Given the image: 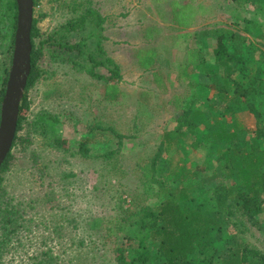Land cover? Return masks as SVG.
Returning <instances> with one entry per match:
<instances>
[{
	"label": "rangeland",
	"instance_id": "374dc122",
	"mask_svg": "<svg viewBox=\"0 0 264 264\" xmlns=\"http://www.w3.org/2000/svg\"><path fill=\"white\" fill-rule=\"evenodd\" d=\"M181 1L203 6L196 30L212 27L231 28L247 35L259 49L255 57L261 68L260 75L264 79V38H261L262 35L264 36V8L256 12L253 6L244 5L245 0H238V4L234 0ZM35 2L34 19L38 29L35 43L43 52L39 63L41 73L36 84L28 92L24 128L12 149L13 159L10 161L9 170L3 175L4 192L12 198V205L21 209L22 219L26 220L28 230H22L18 240H14L10 251L14 252V256L10 253L6 261L15 258V264H26L29 257L37 253L42 243L48 242L52 245L59 241L54 229L60 224L67 230V236L60 239L62 242L95 244H92L93 251L86 260L90 261L89 264H116L115 249L121 246L126 249L127 258L132 260L136 256L140 242H129L126 238L129 235L116 230V223L126 217L124 210L128 209L141 193L144 160L153 155L163 139V133L175 129L179 124V117L184 110L174 113L172 107H166L167 101L174 94L183 95L187 99L191 97L186 93V88L173 86L168 92L155 90L157 93L155 97L147 95L143 98L142 92L154 90L151 75L128 69L126 79L121 86L129 95L114 105V108L108 105L101 100V80L76 72L71 65L61 63L56 57V55H64L59 45L75 44L88 38L89 46L91 48L95 46L97 39L93 38H96L95 35L101 38V24L96 27L94 36L86 31L90 29L89 24L92 22L96 24L95 19L101 20V13L105 8L104 0H35ZM105 2L108 10L110 5L116 6L118 17L124 20H120L122 31L131 30L132 38L137 41H143L141 34L147 36L151 31H159L156 34L159 37L158 41L162 43L166 42L170 35L173 36L171 32L175 26H171L168 21L171 2L168 4L167 0H106ZM155 9H161L162 17L156 15ZM90 10L95 11L98 16L93 17L91 13L89 15ZM139 10L146 12L143 22L138 20ZM127 11L128 14H125ZM236 15H241L253 23L247 29L245 23L236 19ZM190 18L186 12L181 11L179 14L180 21H190ZM8 35L7 27L0 23V92L8 66L7 49L10 44ZM125 37V35L121 37L119 42L125 40ZM144 39L145 46L141 47H151L149 39L146 37ZM210 41L214 45L218 42L217 36H212ZM225 44L227 45V42ZM77 58V54H71L69 59ZM148 61L149 58L145 57L144 63L147 64ZM98 72L101 73V68ZM250 74L253 76L255 71L252 70ZM213 89L209 93L202 94L203 99L196 103L195 108L203 109L212 121L213 117H218V119L226 118L227 122L232 123L234 116L225 111V106ZM208 104L212 107H208ZM116 106L119 108L116 112L122 115L120 119L122 123L119 126L122 134L127 135L128 128L134 127L135 123L132 120L135 116H139L137 121L139 126L134 127L136 134H132L134 136L125 140L122 146H117L118 140H115L114 147H121L120 152L107 163L101 159V155L109 146L112 147L113 143L102 142L101 131L96 130V127L101 121V115L114 113ZM245 108V111L236 113L246 128L244 134L247 138H253L262 132L263 139H260L264 140V116L262 117L264 106L260 105L256 108V113L261 116L260 120L248 107ZM44 112L59 117L61 121L58 127L59 133L69 140L73 150L79 148L81 141L89 139V154L70 156L48 148L46 139L35 133L32 128L35 116ZM201 129H204V126ZM203 132L208 133L201 131V135L187 138L184 142L185 147L181 151L186 164L196 167L198 175L211 176L214 171H220L218 157L213 148H208V144L202 141ZM195 140L204 143L196 150L191 146ZM173 158L174 161L178 160V156ZM160 169L165 172L169 169V165L163 163ZM222 180L224 181V178ZM210 187L206 185L203 192L196 191L193 195L195 204L200 200L202 203L206 200L209 202L206 203V210L214 203V190L212 191ZM41 199H46L45 204L37 203ZM158 202L159 200H154L149 204L155 205ZM61 217H64V220L60 221ZM256 218L264 226V202ZM97 222L101 223L100 229L95 226ZM235 230L233 226L225 228L222 233L215 234V242L221 246L229 245L233 233H236ZM246 237L249 243L264 251L263 230L254 229L248 232ZM146 245L150 252H147V255L155 258L157 248L154 243L147 241Z\"/></svg>",
	"mask_w": 264,
	"mask_h": 264
},
{
	"label": "trees",
	"instance_id": "16d2710c",
	"mask_svg": "<svg viewBox=\"0 0 264 264\" xmlns=\"http://www.w3.org/2000/svg\"><path fill=\"white\" fill-rule=\"evenodd\" d=\"M234 1L236 4L239 3L238 0ZM34 5H36L35 0ZM244 5L253 6L258 12L259 9L263 10L264 0H245ZM170 6L172 22L182 28L190 27L198 8H202V6L195 7L191 3L184 5L181 0H173ZM181 11L190 15V21L179 20ZM90 13L93 17L98 16L95 11L90 10L88 14ZM232 14L234 15L233 12ZM17 19V1L0 0V23L7 27L10 39L7 49L8 66L0 92V111L13 56ZM236 19L245 23L247 29L253 23L241 15ZM95 21L96 24L94 22L89 24L90 29L86 31L94 36L96 27L101 24V38L95 35L96 38L93 39L97 40L94 47L91 48L89 39L84 38L75 44L59 45L64 55H56V57L61 63L71 65L76 72L85 73L105 83L103 101L117 103L122 94L117 85L122 81L121 68L104 49V42L107 39L104 35L103 13L101 20L95 19ZM193 34L194 43L188 38L190 34L185 36V44L189 48L185 73L191 76L188 69L195 66L201 74L209 76L217 91L218 99L225 106V111L234 116V120L229 123L226 118L213 117L212 121L203 109L195 108L194 99L187 103L186 109L179 117L177 127L166 130L153 155L144 160L141 193L137 195L134 203L124 210L126 217L116 223V230L129 235L126 236L129 242H140L136 256L132 260L127 258L124 246L116 248L114 259L116 264H264V251L249 243L246 237L247 233L254 229L264 231V226L256 218L264 202V140L260 139L263 133L247 138L244 134L246 128L236 115L238 111H245V107H248L258 120L261 118L256 113L257 107L264 106V79L260 75L261 68L255 57L259 49L247 35L231 28L212 27ZM37 36L38 29L34 19L32 70L20 108L18 131L13 148L18 142L19 133L24 128L28 92L36 84L41 73L39 63L43 52L35 43ZM212 36H217L218 39L214 45L210 41ZM261 38L264 36L262 35ZM193 44L196 46L195 49L191 47ZM71 54H77L78 58L69 59ZM210 54L213 58L211 62ZM99 68L101 73L98 72ZM252 70L255 71L253 76L250 74ZM208 107L212 106L208 104ZM117 109L119 108L116 106L114 113L101 115V121L96 127V130L101 131L102 142L113 143V146H109L101 155V159L107 163L120 152L121 147H114L115 140H118L117 146H122L125 140L136 134L134 127L139 126L137 123L139 116H135L132 120L135 123L134 127L128 128L127 135L122 134L119 130L122 115L116 112ZM139 113L141 116L140 111ZM60 122L58 116L44 112L35 116L32 128L35 133L46 139V145L52 150L70 156L88 155L89 139L81 141L79 148L73 150L69 140L59 133ZM202 126L204 129H201ZM201 131H208L202 133V141L208 144V148L212 147L218 157L220 171H214L211 176L198 175L196 167L186 164L181 151L185 147V140L190 136L201 135ZM202 141L195 140L191 146L196 150L204 144ZM174 156H178L177 161H174ZM12 159L13 155L10 153L0 170V264H15V258L6 261V257L12 253L10 252L12 245L14 240H18L20 232L28 230L26 220L22 219L21 209L12 205V198L4 192L3 175L9 170ZM163 163L169 165V169L165 172L160 169ZM222 178L226 181L224 182ZM206 185L214 190V203L208 210H206V203H209L207 200L202 203L199 199L200 201H197L199 203L195 204L193 196L196 191L203 192ZM50 199L51 197L48 200ZM154 200L159 202L155 205L149 204ZM44 202L46 199L37 201L39 204H45ZM62 220L64 217L60 218V221ZM95 224L96 228L100 229L101 223ZM229 226L235 227L236 233H233L229 245L221 246L215 242L214 236L222 233ZM54 234L59 241L52 245L48 242L42 243L37 253L31 255L26 264L90 263L86 260L93 251L94 243L85 245L84 242H62L60 239L67 236V230L62 224L55 227ZM147 241L153 242L157 248L155 258L147 255V252L150 253L146 245ZM12 254L11 256H14V252Z\"/></svg>",
	"mask_w": 264,
	"mask_h": 264
},
{
	"label": "crops",
	"instance_id": "0c3cea01",
	"mask_svg": "<svg viewBox=\"0 0 264 264\" xmlns=\"http://www.w3.org/2000/svg\"><path fill=\"white\" fill-rule=\"evenodd\" d=\"M104 0V12L103 16L105 18L104 23V35L106 37V41L104 42V49L107 52L108 56L113 59L121 68V75H122V81L120 83H117L119 90L121 91V95L118 98L117 103H108L104 101L105 103L111 105H117L120 103V101L125 98L127 95H129L121 86L122 82L126 79V74L128 69L129 70H135L137 72L142 71L144 74H150L151 80L154 83V90L149 92H142L141 97L146 98L145 96H156L155 90L158 92H168L173 86H178L181 89L186 88V93L190 95L191 99H187L185 96L180 95H172L170 99L166 103V107H172L174 113H179L180 111H183L186 109V105L189 101H192L194 99L197 102H200L201 99H203L202 94L204 92H210L213 89V83L209 76H205L201 74L199 70H196L195 66H192L188 69V72L191 73V76H187L185 73L186 65L188 63L189 59V48L185 44V36L187 34L189 35V39L193 40L195 35L194 32H199L200 29L196 30L197 21L199 16L202 15L203 6L200 4H194L193 2H182L184 5L191 3L193 6L198 7L202 6V8H198L194 18L192 19V25L188 28H182L176 25L172 22L171 18V6H170V20H168L171 26H175V29L172 30L171 33H173V36L170 35V37L167 39L166 42L162 43L161 41H158L159 37L157 34L159 31H151L147 36L145 34H141L143 41H137L135 38H132L131 30L122 31L120 27V20L124 21L122 18H119V12L117 13L115 10V5L109 6L110 10H108L107 2ZM158 1V0H156ZM163 1V0H162ZM166 1V0H164ZM169 2H173L170 0H167V4ZM171 4V3H170ZM156 15H159L162 17V11L161 9H155L154 10ZM145 11L139 10L138 16L140 17L139 21H144L145 19ZM128 14V11L127 13ZM128 18V17H127ZM157 33V34H156ZM126 36L120 41V38L124 35ZM140 36V35H138ZM148 38L149 42L151 43V47L143 48L142 45L145 46L144 38ZM161 42V44H157ZM195 49L196 46H191ZM211 49V48H210ZM210 51V50H209ZM211 55V54H210ZM145 57L149 58L148 63H144ZM212 55L209 57V61H213V58H211ZM115 84V83H112ZM105 83H101V100L103 101L105 96ZM215 89V87H214ZM213 89V90H214ZM216 91V90H215ZM217 92V91H216ZM217 96V93H216ZM218 98V96H217ZM180 103H183L180 105ZM195 103V104H196ZM115 107V106H114ZM116 109V108H115Z\"/></svg>",
	"mask_w": 264,
	"mask_h": 264
},
{
	"label": "water",
	"instance_id": "95a60500",
	"mask_svg": "<svg viewBox=\"0 0 264 264\" xmlns=\"http://www.w3.org/2000/svg\"><path fill=\"white\" fill-rule=\"evenodd\" d=\"M16 1L18 4V19L15 44L0 111V170L13 149L18 131L20 108L32 70L34 0Z\"/></svg>",
	"mask_w": 264,
	"mask_h": 264
}]
</instances>
